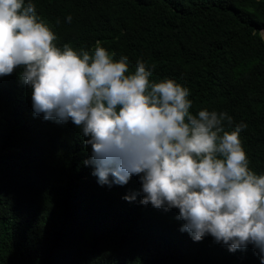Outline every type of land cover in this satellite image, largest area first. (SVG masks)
<instances>
[{
  "label": "trees",
  "instance_id": "trees-1",
  "mask_svg": "<svg viewBox=\"0 0 264 264\" xmlns=\"http://www.w3.org/2000/svg\"><path fill=\"white\" fill-rule=\"evenodd\" d=\"M32 2L57 46L91 52L100 41L130 71L142 59L152 81L187 87L193 114L247 124L249 167L264 173V0ZM20 71L0 77V264H260L251 245L196 242L178 209L142 204L138 176L100 185L81 129L35 115Z\"/></svg>",
  "mask_w": 264,
  "mask_h": 264
},
{
  "label": "clouds",
  "instance_id": "clouds-1",
  "mask_svg": "<svg viewBox=\"0 0 264 264\" xmlns=\"http://www.w3.org/2000/svg\"><path fill=\"white\" fill-rule=\"evenodd\" d=\"M56 40L32 0H0V77L20 69L35 115L81 129L98 183L138 176L141 203L178 209L194 241L210 235L232 252L251 245L264 264V173L249 167L247 124L226 111L193 114L190 90L152 81L142 59L130 71L128 56L115 59L100 41L90 52Z\"/></svg>",
  "mask_w": 264,
  "mask_h": 264
}]
</instances>
